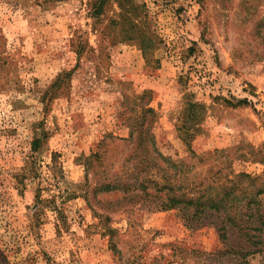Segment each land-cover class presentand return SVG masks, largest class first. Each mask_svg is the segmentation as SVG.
<instances>
[{
    "label": "rangeland",
    "instance_id": "1",
    "mask_svg": "<svg viewBox=\"0 0 264 264\" xmlns=\"http://www.w3.org/2000/svg\"><path fill=\"white\" fill-rule=\"evenodd\" d=\"M205 191L244 198L240 234L167 204ZM244 257L264 264V0H0V264Z\"/></svg>",
    "mask_w": 264,
    "mask_h": 264
},
{
    "label": "trees",
    "instance_id": "2",
    "mask_svg": "<svg viewBox=\"0 0 264 264\" xmlns=\"http://www.w3.org/2000/svg\"><path fill=\"white\" fill-rule=\"evenodd\" d=\"M169 196L170 197H169L167 204H169L170 208H175L180 205H183L185 209L187 210L194 209V217L199 216V215L200 216L206 215L209 212L226 214V216H228L227 218L228 221L231 223V227L239 229V234H240L242 228L239 227L237 223L238 221H242L244 219L239 216L242 210L240 211L238 210L240 209L239 202L242 201L244 198L239 197L235 192H226L223 196L221 195L213 196L212 194L207 193V191L200 192V193L198 192L197 195L193 193L191 194L183 193L181 195L169 193ZM250 207H251V204H248L247 210H246L247 215H245V218L247 219L248 223L252 219L256 218L255 211H257L258 215L260 214V212L257 209L252 210V208ZM246 212H243V213H246ZM250 213L251 215H248ZM260 217L262 216L259 215V217L257 218H260ZM251 240L252 239H249V240L247 239L248 245L243 246L241 247V249H239L240 254L244 253L245 251H249V252L251 251L250 250L251 248H249L250 246L249 243ZM254 245L255 247H257L259 243H255ZM256 253L257 252L254 251V252L246 253V255L244 256L247 257L249 254L254 255ZM245 257H244V261L241 264H249V261L247 260L245 261Z\"/></svg>",
    "mask_w": 264,
    "mask_h": 264
}]
</instances>
